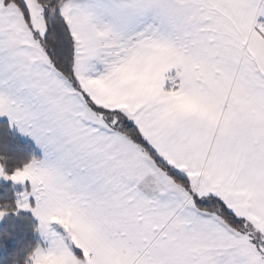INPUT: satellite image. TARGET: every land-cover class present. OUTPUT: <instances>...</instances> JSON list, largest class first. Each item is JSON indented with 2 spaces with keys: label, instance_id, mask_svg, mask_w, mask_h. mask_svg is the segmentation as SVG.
<instances>
[{
  "label": "snow or ice",
  "instance_id": "1",
  "mask_svg": "<svg viewBox=\"0 0 264 264\" xmlns=\"http://www.w3.org/2000/svg\"><path fill=\"white\" fill-rule=\"evenodd\" d=\"M0 117L24 264H264V0H0Z\"/></svg>",
  "mask_w": 264,
  "mask_h": 264
},
{
  "label": "trees",
  "instance_id": "2",
  "mask_svg": "<svg viewBox=\"0 0 264 264\" xmlns=\"http://www.w3.org/2000/svg\"><path fill=\"white\" fill-rule=\"evenodd\" d=\"M39 155L30 143L10 127L7 120L0 119V155L25 159ZM20 189L8 183L0 185V206L17 208ZM37 224L33 217L22 212L8 211L0 227V264H24V250L39 243Z\"/></svg>",
  "mask_w": 264,
  "mask_h": 264
},
{
  "label": "crops",
  "instance_id": "3",
  "mask_svg": "<svg viewBox=\"0 0 264 264\" xmlns=\"http://www.w3.org/2000/svg\"><path fill=\"white\" fill-rule=\"evenodd\" d=\"M0 119L7 120L6 117H0ZM12 127L17 131V133H18V134H19L24 140H26L28 143H30V145H32V146L34 147V149L38 152L39 155H41L40 150H39L38 147L35 145L34 140H33L30 136L21 133V132L18 130V128H16L15 126H12ZM2 183H8V184H11L12 186H15V187L19 188V189H20V192H19V193H22V192H24V191H27V190H30V189H31V182L28 181V180H25L24 182L21 183V182H13V181L10 180V179H5V178H3V177H0V185H1ZM18 198H19V196L17 197V200H18ZM33 203H34V198H33ZM18 212H22V213H26V214L31 215V216L33 217V219L35 220V222H36V224H37V227H38V224H39L38 218L35 217V215H34L33 212L31 211V209H19ZM4 218H5V215H4L2 218H0V227H1L2 223H3V221H4ZM37 237H38L39 243L43 244V243H44L43 238H42V236H41V234H40V232H39L38 230H37Z\"/></svg>",
  "mask_w": 264,
  "mask_h": 264
}]
</instances>
